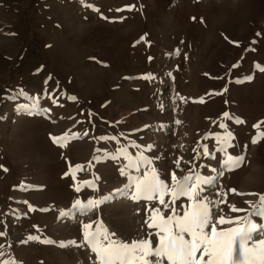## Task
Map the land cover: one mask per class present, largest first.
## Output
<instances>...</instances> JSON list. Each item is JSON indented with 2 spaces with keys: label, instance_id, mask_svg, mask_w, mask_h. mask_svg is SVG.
Instances as JSON below:
<instances>
[{
  "label": "rangeland",
  "instance_id": "rangeland-1",
  "mask_svg": "<svg viewBox=\"0 0 264 264\" xmlns=\"http://www.w3.org/2000/svg\"><path fill=\"white\" fill-rule=\"evenodd\" d=\"M256 65L264 0H0V264H99L85 224L155 247L146 221L193 201L134 198L153 169L169 186L191 175L214 222L249 217L264 240L251 215L264 194ZM228 155L243 163L226 169Z\"/></svg>",
  "mask_w": 264,
  "mask_h": 264
},
{
  "label": "snow or ice",
  "instance_id": "snow-or-ice-1",
  "mask_svg": "<svg viewBox=\"0 0 264 264\" xmlns=\"http://www.w3.org/2000/svg\"><path fill=\"white\" fill-rule=\"evenodd\" d=\"M131 7L129 6V9ZM201 22H203L202 19ZM256 67L260 72H264V67L260 65H256ZM245 79L251 80L252 77L247 76ZM71 99L75 100L76 97H71ZM223 115L226 118L229 116L227 112ZM220 127H225V125L221 124ZM65 139L67 137H54L53 141L54 143H62ZM230 139L231 133L225 138L224 143L228 144ZM256 142L254 139L253 143ZM148 147L151 148L150 145ZM203 154L211 156L206 146ZM243 160L242 156L228 155L223 162V167L234 169L239 167ZM147 163L151 164V161ZM131 166L134 167L135 165ZM79 167L77 166V168ZM4 170L7 171V169ZM171 175L173 184L169 186L159 178L153 169L145 179L137 182L134 198L142 197L149 201L158 199L161 205L168 208L169 204L164 199L165 195H170L173 203L180 197H187L193 201L190 210L180 216L169 215L164 217L161 215L160 222L155 225L146 221L149 228L155 226L159 229L156 234L159 236V242L155 247H153L150 239L134 240L130 243L113 240L112 237L115 236V233H109L102 227L90 231L93 227L92 224H85L83 226L84 244L96 254L99 264H264V240L253 242L251 236L252 232L261 229V225L253 222L249 217H244L243 223H241L240 218L226 220L224 216H219L214 222L209 202H205L200 197L202 189H200L199 183L191 182L193 181L191 175L185 176L182 180H178L175 173ZM196 181L210 182L209 180L202 181L199 176L196 177ZM229 191L240 195H257L255 193H237L235 189ZM101 202L89 200L84 207L93 208ZM80 205L81 202L77 200L75 206ZM253 208L252 216L258 215L264 218V194H259L258 204ZM231 210L234 212L244 211L235 206H232ZM152 211L159 212V209ZM174 211L172 209L173 213ZM225 223H236L237 226L227 230L218 229V224ZM2 235L4 234L0 232V236ZM30 239L38 238L30 237ZM69 243L77 247L84 246L76 241ZM7 264H12V262H7Z\"/></svg>",
  "mask_w": 264,
  "mask_h": 264
},
{
  "label": "bare ground",
  "instance_id": "bare-ground-1",
  "mask_svg": "<svg viewBox=\"0 0 264 264\" xmlns=\"http://www.w3.org/2000/svg\"><path fill=\"white\" fill-rule=\"evenodd\" d=\"M196 32V31H195ZM199 32V31H198ZM192 38H193V36H192ZM232 121V120H231ZM126 151V150H125ZM104 229V228H103ZM53 243H55V242H53ZM48 255V254H47Z\"/></svg>",
  "mask_w": 264,
  "mask_h": 264
}]
</instances>
